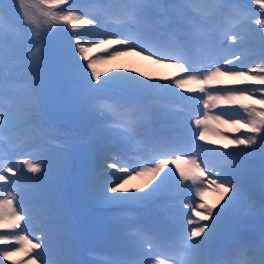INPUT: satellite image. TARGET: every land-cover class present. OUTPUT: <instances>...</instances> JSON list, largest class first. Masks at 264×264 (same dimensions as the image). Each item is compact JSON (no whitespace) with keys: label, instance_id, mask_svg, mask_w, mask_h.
<instances>
[{"label":"snow or ice","instance_id":"obj_1","mask_svg":"<svg viewBox=\"0 0 264 264\" xmlns=\"http://www.w3.org/2000/svg\"><path fill=\"white\" fill-rule=\"evenodd\" d=\"M254 3L258 10L240 0H175L171 4L119 0V11L114 12L111 0H91L86 9L72 0H34L30 5L19 0L23 18L17 25L7 19L13 6L0 0V130L23 117L32 123L36 137L54 138L55 133L42 126V105L35 86L30 81H12L9 73L27 61L38 64L39 44L64 31L67 39L54 79L76 100L85 139L94 150L96 163L88 173L89 195L108 209L144 207L154 213L153 221L143 224L130 222L127 215L114 216L108 241L110 255L95 264H264V233L258 242L233 240L226 246L233 220L254 190L257 160L260 214L264 216V0ZM33 9L39 10L42 20ZM217 20L223 23L218 25ZM112 22L126 25L127 30L110 31ZM94 50L96 54L91 55ZM128 53L155 64H170L183 75L157 81L144 79L143 73L132 69L101 79L98 65ZM190 84L199 88L188 91L200 95L183 97L175 91ZM11 89L24 92L23 101L16 106L9 103ZM170 94L193 100L197 118H183L182 108L163 103ZM218 107L220 110L210 115ZM152 117L163 131L146 135L145 120ZM210 119L228 126L230 132L244 129L245 134L229 138L216 130V135L227 141L220 148L195 144L197 136L200 141L207 139ZM230 146H234L232 151H228ZM130 148L150 158L136 167L122 163L121 152L126 154ZM181 161L190 167L181 168ZM170 164L179 172L176 188L184 184L187 189L179 202L168 190ZM25 168L40 174L35 177L39 183L28 191L40 195L43 240L34 234L29 238L33 209L23 203V187H10L18 185V180L5 175L15 170L14 174L22 176ZM54 172L53 167L42 168L32 159L6 163L0 154V182L9 186L0 184V229L6 230L0 232L3 260L24 254L32 264H84L73 258L66 243L59 197L45 188ZM141 176L148 177L144 185L147 191L126 187ZM157 177L160 179L153 184ZM187 181L191 184L184 183ZM210 188L219 197L215 205L203 202V194ZM42 244L43 250L37 251Z\"/></svg>","mask_w":264,"mask_h":264},{"label":"rangeland","instance_id":"obj_2","mask_svg":"<svg viewBox=\"0 0 264 264\" xmlns=\"http://www.w3.org/2000/svg\"><path fill=\"white\" fill-rule=\"evenodd\" d=\"M77 1V0H75ZM34 2V0H33ZM240 2L249 5L250 7H252V5H250V3H248V0H240ZM162 4H171V1H163L160 2ZM113 5H114V10L115 11H119V0H113ZM253 8V7H252ZM216 24H222L223 21L222 20H217L215 21ZM255 27V25H253ZM110 31H120V32H124L127 30V26L126 25H121V24H117L115 22H112L110 25ZM234 63H236L234 61ZM232 65H229V67H231ZM249 66H252V61H249ZM98 71L101 73V79L105 78V75H111L113 72H128L132 69H135V73L139 74V73H143L144 74V79H151V80H160L161 78L167 77L170 79H179L180 75L183 74H178V70L171 67L170 64H165V65H161V64H155L152 62V60L146 59L143 56H138L135 53H128L126 55H122L118 58H116L115 60H111L108 61L107 63H103L97 66ZM167 82V81H164ZM195 86L197 88H199V85H195V84H190L187 85L185 88L183 89H175V91L177 93H180V96H183L182 91L186 88H188L189 86ZM220 85H217V87H219ZM187 99L182 100L179 96H175V95H169L168 97H166L163 100V103H166L168 105H171L173 107L178 106L179 104H182L184 102H186ZM14 106V104H13ZM220 107H224L223 105H221ZM257 107H259V105H257ZM199 108H202V105H199ZM194 111L192 112V115H195V113L198 111V107L196 105V107L194 106ZM220 109L218 108H214L211 110L210 115L214 112H218ZM183 118H187L188 114H180ZM192 119L197 118L196 116H192ZM22 117H19L16 122H18ZM153 119H155L156 121H158L156 118L152 117ZM159 122V121H158ZM196 125H192L193 128H195ZM207 126L209 128V131L205 133L207 139L204 141H200L198 138V143L199 145H204V147L206 149H210V148H220L224 143H226L227 141L221 139L220 136L216 135V130H218L221 133H225L229 136V138H235L236 136H240L245 134V130L241 129L240 131H242V134H238L239 132H230L228 130V126L226 125H221L218 124L216 121L214 120H209L207 122ZM145 127V126H144ZM159 131H163L162 125L159 123V127H158ZM145 134L149 133L146 129H144ZM16 134V135H15ZM15 134L13 132H4V131H0V149H2V153L5 156V162L7 163L8 160H10L12 163H16L18 161H21V159L23 157H27L29 153H33L34 151L37 152H42V145L38 142L36 143H31L32 140H30L31 138V134H26L23 133L22 131L16 129ZM150 134V133H149ZM213 141H215V143H212ZM40 144V145H39ZM212 145V146H210ZM234 146H230L228 151H232ZM132 149V148H130ZM129 150V149H128ZM127 150V151H128ZM134 150V149H133ZM130 153L132 151H129ZM130 153H126L123 154V159L121 160L122 163H126L128 164L130 167H136L137 163L144 160V158H147L148 155L147 154H141L142 158L141 160H137L135 161V158H131L130 159V163H127V161L125 159H129L128 157L131 156ZM29 159H32L33 162H38L36 161L34 157H31ZM169 159H174V158H169ZM187 159V158H186ZM50 161V160H49ZM257 162V163H256ZM255 162V167H256V180H255V187L253 192L250 194V196L254 193V192H258L259 196L258 199H261L262 197V190H261V184H260V176H259V161L257 160ZM40 163V162H39ZM180 167L184 168L185 170H187L190 166L184 162L181 161L180 162ZM168 168L172 169V174L169 177V183H168V190H169V194L172 196L175 195H180L183 192L186 194L187 193V189L184 188V184H181L180 189L176 188V180L179 178V172L177 171L176 165L175 164H170L168 165ZM168 168L165 169V171H168ZM15 172V170H14ZM14 172H6L5 175L7 177H11L13 180H18L15 178V176L19 175L21 176L20 173H15ZM27 169L25 168L23 171V175H26ZM161 175H163V173H161ZM160 178L157 177L156 180L153 181V184H155ZM148 177L147 176H141V177H135L132 180L129 181V183L126 185L127 188H129L130 190L136 191L139 189H144V185L147 182ZM19 184L18 185H11L10 187L12 188H16L17 186L23 187L25 189V192L22 195V200L25 206L30 207L33 209V213H34V219H33V223L29 226V238H32L31 234H34L36 237H39V240H43L44 239V235L41 231V227H40V222H41V213L39 211V198L40 195L39 194H35L32 193L31 191H28V189L31 187V185L29 183H26L28 181H20L18 180ZM23 182V183H22ZM186 184H191V181H187L184 182ZM0 184H4L5 187H9L5 182H0ZM152 187V185H149V188ZM145 191H147V189H144ZM185 194L183 196H185ZM5 195H7V193L5 192ZM183 196L180 199H183ZM91 199L92 197L89 195V189L87 191V193L85 194V203L88 205H91ZM179 199V200H180ZM219 199L218 194L213 191L211 188L206 191L203 194V202L207 203L208 205H215L217 200ZM227 199V197H226ZM179 200L177 199V202H179ZM199 202V200L197 199V203ZM247 204L246 206L248 207V214H253V212L259 211L257 209L260 208V205L258 203V200L256 199H247L246 200ZM17 203V201H14L13 204L15 206V204ZM221 203H223V201H221ZM82 205L81 207H74L73 213H75V218H77L78 220H82L83 222L80 223L78 222L76 225H73L72 228L74 229L73 231V242L71 244V242L69 241V243L71 244L70 248L71 249H76L79 252V255L81 258H84L85 255H87V248L88 245L92 242H96V244L98 245L100 238L98 237V234L96 233V230H92L93 229V224H91L88 221V218L91 216V214H94V210L93 208H89L88 206ZM246 207V208H247ZM142 209H146L144 207H142ZM151 209V208H149ZM139 209H107L104 212L100 211V210H95L97 212H101L103 213V218L101 219V223L105 224L109 221L112 220V218L114 216L117 215H127L130 218V222H134L136 224H143V223H149L150 220H153V218H151L150 213L145 215L144 211V215L142 213V211H138ZM72 213V215H73ZM142 215L145 216L144 219H140L141 217H138V215ZM153 216L154 213L152 212ZM63 217L68 216L65 213H62ZM71 215V216H72ZM240 217V214L238 212V215L235 219H238ZM138 218V219H137ZM111 219V220H110ZM0 231H6L4 229H0ZM39 240H34L33 242H39ZM7 243V242H6ZM73 245V246H72ZM99 246V245H98ZM43 250V244H42V248L37 250V251H41ZM35 253H33L32 255H34ZM72 256L74 258L75 253H72ZM88 256V255H87ZM90 259L91 262H93L91 260V256L88 257ZM0 261H3V264H12V261H25L26 264H32V261L30 260L29 256H26L24 254H20L17 256L12 257V260L9 261H5L3 260L2 257H0ZM94 263V262H93ZM36 264H40L39 261H36ZM95 264V263H94Z\"/></svg>","mask_w":264,"mask_h":264},{"label":"trees","instance_id":"obj_3","mask_svg":"<svg viewBox=\"0 0 264 264\" xmlns=\"http://www.w3.org/2000/svg\"><path fill=\"white\" fill-rule=\"evenodd\" d=\"M25 2L30 5L33 0H25ZM8 3L13 7L7 19L19 25L23 18L19 0H8ZM72 3L75 4V2ZM78 3L82 4V2ZM32 11L38 20H42L38 9H33ZM59 27L63 29L65 26L60 25ZM66 39L67 36L64 31L49 35L39 44L41 59L38 64L32 65L30 61H27L16 65L9 73L10 80L30 81L39 92L43 113L42 126L55 133L54 138H56V141L52 142V138L36 137L32 123L23 117L15 124L24 126L25 131L32 133V137L35 140H42L44 144L50 146L51 150L46 156L53 155L54 160L52 162L49 161L46 165L41 164V166L42 168L51 166L55 169V172L51 177H48L45 188L50 193L58 192L57 194L61 196V202L64 205H68L74 197L82 196L78 184H81L83 176H85L86 172H89L90 166L96 163L94 152L89 151L91 146L85 139L84 127L79 115L77 102L63 88L58 86L54 79V72L63 53ZM7 96L9 101L16 106L23 101L24 92L22 89H11ZM77 138L84 139L85 143H76L75 140ZM39 175L37 173L31 176L35 180V177ZM94 205L100 206L95 202ZM244 219L247 220L246 224L255 226H258L261 220L258 215ZM103 235L107 239L110 238L108 235L101 234V236Z\"/></svg>","mask_w":264,"mask_h":264},{"label":"bare ground","instance_id":"obj_4","mask_svg":"<svg viewBox=\"0 0 264 264\" xmlns=\"http://www.w3.org/2000/svg\"><path fill=\"white\" fill-rule=\"evenodd\" d=\"M198 89L197 87H195V86H189L188 88H186V89H184L183 91H182V93H183V97H195V96H198V95H200V93L198 92V91H192V92H189L188 91V89ZM186 104L188 103V107H189V109H191V110H195L194 109V106L196 107V104H195V102L193 101V100H191V99H187V101L185 102Z\"/></svg>","mask_w":264,"mask_h":264}]
</instances>
